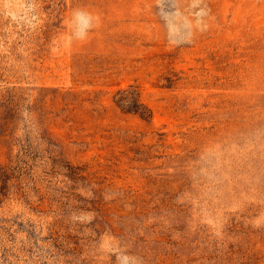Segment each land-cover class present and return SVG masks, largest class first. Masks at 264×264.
I'll return each mask as SVG.
<instances>
[{
    "label": "rangeland",
    "instance_id": "obj_1",
    "mask_svg": "<svg viewBox=\"0 0 264 264\" xmlns=\"http://www.w3.org/2000/svg\"><path fill=\"white\" fill-rule=\"evenodd\" d=\"M0 264H264V0H0Z\"/></svg>",
    "mask_w": 264,
    "mask_h": 264
},
{
    "label": "trees",
    "instance_id": "obj_2",
    "mask_svg": "<svg viewBox=\"0 0 264 264\" xmlns=\"http://www.w3.org/2000/svg\"><path fill=\"white\" fill-rule=\"evenodd\" d=\"M116 105L127 113L137 115L139 118L149 121L152 117L150 109L139 100V94L133 87L118 91L115 95Z\"/></svg>",
    "mask_w": 264,
    "mask_h": 264
}]
</instances>
